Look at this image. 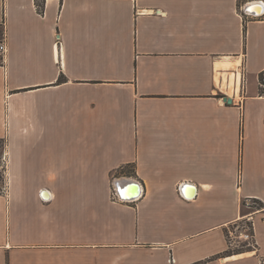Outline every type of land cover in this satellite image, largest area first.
<instances>
[{
	"label": "crops",
	"instance_id": "obj_1",
	"mask_svg": "<svg viewBox=\"0 0 264 264\" xmlns=\"http://www.w3.org/2000/svg\"><path fill=\"white\" fill-rule=\"evenodd\" d=\"M254 1L0 0V264L262 263ZM249 214L256 248L229 250Z\"/></svg>",
	"mask_w": 264,
	"mask_h": 264
},
{
	"label": "built area",
	"instance_id": "obj_2",
	"mask_svg": "<svg viewBox=\"0 0 264 264\" xmlns=\"http://www.w3.org/2000/svg\"><path fill=\"white\" fill-rule=\"evenodd\" d=\"M245 6L247 4H244ZM245 6H240L239 11L240 14L244 17H252L258 18L260 15H254L250 12L245 11ZM7 53V45L4 37L0 40V57L2 58V62H5L4 57ZM242 77V76H241ZM245 79L241 78L240 86L244 87ZM261 96L264 97V71L260 75L259 80ZM225 104H229L226 100H224ZM8 152L6 151L2 157L0 158V193L7 194L10 186V178L8 174ZM114 198L119 200L118 195L115 193ZM246 205L251 206L252 201L246 200ZM228 246L229 250H240L247 249L252 250L256 248V241L254 236V220L251 214L246 215L240 220L236 221L232 227H230L227 234ZM171 261L173 260L170 259ZM264 264V259L262 263Z\"/></svg>",
	"mask_w": 264,
	"mask_h": 264
},
{
	"label": "water",
	"instance_id": "obj_3",
	"mask_svg": "<svg viewBox=\"0 0 264 264\" xmlns=\"http://www.w3.org/2000/svg\"><path fill=\"white\" fill-rule=\"evenodd\" d=\"M245 11L250 12L254 15H263L264 14V4L259 1L250 2L245 6ZM229 104L232 103L231 98L225 99ZM140 196V188L135 186L132 192L129 194V199H136Z\"/></svg>",
	"mask_w": 264,
	"mask_h": 264
},
{
	"label": "bare ground",
	"instance_id": "obj_4",
	"mask_svg": "<svg viewBox=\"0 0 264 264\" xmlns=\"http://www.w3.org/2000/svg\"><path fill=\"white\" fill-rule=\"evenodd\" d=\"M230 75H231V77H230V79H228L229 80L230 91H231V89H232V91H234L235 87L237 89H239V87H240L239 86V84H240V75L239 74L236 75V76H235V74H230Z\"/></svg>",
	"mask_w": 264,
	"mask_h": 264
},
{
	"label": "rangeland",
	"instance_id": "obj_5",
	"mask_svg": "<svg viewBox=\"0 0 264 264\" xmlns=\"http://www.w3.org/2000/svg\"><path fill=\"white\" fill-rule=\"evenodd\" d=\"M2 38H0L1 40ZM2 60V58H1ZM232 91V89H231ZM7 151V147H6V142L3 140H0V158L2 157V155Z\"/></svg>",
	"mask_w": 264,
	"mask_h": 264
},
{
	"label": "trees",
	"instance_id": "obj_6",
	"mask_svg": "<svg viewBox=\"0 0 264 264\" xmlns=\"http://www.w3.org/2000/svg\"><path fill=\"white\" fill-rule=\"evenodd\" d=\"M40 1V0H39ZM43 2H44V0H43ZM237 251H245V249L244 250H237Z\"/></svg>",
	"mask_w": 264,
	"mask_h": 264
}]
</instances>
